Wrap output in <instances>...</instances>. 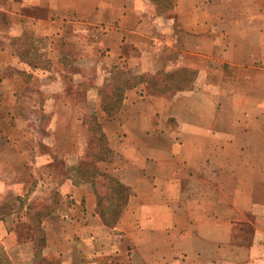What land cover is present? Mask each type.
<instances>
[{"label":"crops","instance_id":"1","mask_svg":"<svg viewBox=\"0 0 264 264\" xmlns=\"http://www.w3.org/2000/svg\"><path fill=\"white\" fill-rule=\"evenodd\" d=\"M0 14V264L264 263V0H0ZM23 33L46 62L20 55ZM124 72L138 83L113 115L96 109L113 150L96 167L130 188L108 225L98 184L57 154L88 146L80 85ZM68 114L82 140L61 148Z\"/></svg>","mask_w":264,"mask_h":264},{"label":"rangeland","instance_id":"2","mask_svg":"<svg viewBox=\"0 0 264 264\" xmlns=\"http://www.w3.org/2000/svg\"><path fill=\"white\" fill-rule=\"evenodd\" d=\"M31 7L33 8V4H31ZM0 20L2 22V14H0ZM3 23V22H2ZM13 45H18L19 50L21 52V54H23V57L26 58L27 60H29L30 62H34V63H38V61L46 62V59H48L47 55L44 54H40L38 55V48L35 49L38 45V38L34 37L33 35H30L28 33H23L22 35L15 37L13 39ZM40 44V43H39ZM17 46V47H18ZM70 70V69H69ZM25 72V71H24ZM18 74V73H17ZM117 80L115 82H106L104 86H101L99 84V82H92V83H88L85 82L83 85H80L79 89H80V105H81V109L79 110V115L80 117L85 120L86 122H88L87 120H89L92 117H97L98 119V123L100 121V117L99 115L96 113V109L99 108V106L101 107L102 105V99L101 97H99V92L102 95V90L105 93L108 94H112L114 92V86L117 84L118 81H123L125 79H130L132 78L130 76V74L125 73L122 75V73H117L115 74ZM130 76V77H129ZM136 76V75H133ZM120 77V78H119ZM156 77V81L159 83H163L164 85H169L171 84L173 81L171 80V83H169L168 80H166V77L163 75H157ZM24 78H29V76L24 75ZM166 80V82H164ZM38 84V82H37ZM42 94V93H41ZM75 117H77L78 115H74ZM65 117H67V121L66 125L62 127V131L60 130V141H61V148L66 147L67 142H68V136H71V131L73 130V132H75V136L77 137L76 141H81L82 137L79 136V130L78 128H72V124L69 123V120L71 119V114L65 115ZM53 115H49V114H41L40 115V120L38 122V140H40L41 146L40 149L43 150L44 152L48 151L49 153L51 150V146H50V141L52 139V134H51V130L53 127ZM76 120V118H75ZM101 122V121H100ZM103 122V121H102ZM100 124V123H99ZM105 124V123H104ZM61 128V127H60ZM88 148L90 146V148L92 149V146L94 148V146L96 145L95 140L92 138V134L91 132L88 130ZM65 145V146H64ZM86 147L85 151H82L78 154H72L71 156L68 155L67 157V153L64 152V156H59L60 153L57 154V160L58 163L60 165L64 166V170L66 171V169L68 168V173L72 174V180H74L76 183L81 182L83 179L80 174L79 168L81 167L80 165L82 160H88V158L92 159L91 156H88V148ZM113 151V150H112ZM113 155V153H111L110 157ZM82 159V160H81ZM85 165H92V164H86ZM104 181V180H103ZM36 185L38 184V176H37V181L35 183ZM64 184V183H63ZM97 187L99 189V191L104 192L105 190H107L108 186L104 185L103 182L97 183ZM53 202H56L57 200L52 199ZM48 200L45 199H40L38 200V198L34 199L32 201V203L35 205L34 209H38V204L39 205H45L47 203ZM32 210L31 212L36 213L38 211L36 210ZM264 264V263H262Z\"/></svg>","mask_w":264,"mask_h":264},{"label":"trees","instance_id":"3","mask_svg":"<svg viewBox=\"0 0 264 264\" xmlns=\"http://www.w3.org/2000/svg\"><path fill=\"white\" fill-rule=\"evenodd\" d=\"M20 55L23 56V54ZM138 79L140 78L137 75L132 77V79L118 81L114 86V92L112 94L105 93L102 90V108L108 115H113L115 113V110H117V108L120 106L124 91L135 83H138L136 82ZM156 83H158L156 85L163 86V83H159L157 81ZM87 121L89 124V131L91 132L92 138L95 140L96 145L94 148L92 146V149L89 146L87 150L89 152L88 156H91L92 159L88 158L87 161L85 159L82 160V165H80L81 167L78 171L80 176L83 178L81 180H89L95 185L97 183L103 182L104 185L108 186L107 190L104 192L97 189L96 193L99 211L106 224L112 225L117 221L120 213L122 212V208L125 206L129 198L130 188L120 182L118 178L109 172L100 170L98 167H96L98 162H107L113 151L109 146L106 134L104 133L101 125L98 123L97 117H92ZM85 163L92 165H85Z\"/></svg>","mask_w":264,"mask_h":264}]
</instances>
